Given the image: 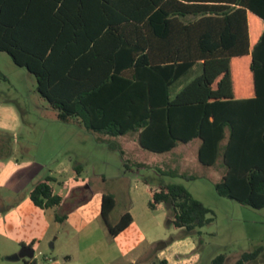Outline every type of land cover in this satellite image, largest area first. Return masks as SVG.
Here are the masks:
<instances>
[{"label":"trees","instance_id":"obj_1","mask_svg":"<svg viewBox=\"0 0 264 264\" xmlns=\"http://www.w3.org/2000/svg\"><path fill=\"white\" fill-rule=\"evenodd\" d=\"M0 52L34 77L59 121L109 137L136 133L138 145L157 154L199 140L198 162L224 168L217 194L264 208V0H0ZM197 64L201 73L172 96ZM53 183L47 176L30 190L34 206L61 203ZM149 196L151 210L172 209L176 230L212 222L181 185ZM114 205L111 194L101 196L113 238L132 223L124 213L110 225Z\"/></svg>","mask_w":264,"mask_h":264},{"label":"rangeland","instance_id":"obj_2","mask_svg":"<svg viewBox=\"0 0 264 264\" xmlns=\"http://www.w3.org/2000/svg\"><path fill=\"white\" fill-rule=\"evenodd\" d=\"M0 73L7 79H0V264H211L220 254L225 264H235L258 248L256 261L246 264H264V208L217 194L224 168L198 162L199 140L149 152L136 133L109 137L59 121L36 92L34 77L4 52ZM200 73L197 64L172 96ZM47 176L62 201L40 210L28 195ZM170 184L210 209L212 222L187 234L171 225V208L151 210L149 192ZM103 194L115 201L106 217L110 225L124 213L133 220L114 238L100 213Z\"/></svg>","mask_w":264,"mask_h":264},{"label":"crops","instance_id":"obj_3","mask_svg":"<svg viewBox=\"0 0 264 264\" xmlns=\"http://www.w3.org/2000/svg\"><path fill=\"white\" fill-rule=\"evenodd\" d=\"M70 122H72V121H70ZM75 122V121H74ZM199 146H200V141H199V143H198V145H197V151H198V148H199ZM63 188L65 187V185L64 186H62ZM61 195V194H60ZM29 197V196H28ZM62 197V196H61ZM29 201H30V199H29ZM31 202V201H30ZM101 202V201H100ZM31 204H32V202H31ZM33 205V204H32ZM34 206V205H33ZM34 207H36V206H34ZM37 208V207H36ZM39 209V208H38ZM41 210V209H40ZM133 221V220H132ZM131 225V224H130ZM128 228H129V226H128ZM127 228V229H128ZM126 229V230H127ZM126 230H124V231H126ZM123 231V232H124ZM120 235V234H119ZM32 243H35V240H33L32 241ZM194 247L193 246H191V244H190V247H188V250L187 251H193L194 249H193Z\"/></svg>","mask_w":264,"mask_h":264},{"label":"water","instance_id":"obj_4","mask_svg":"<svg viewBox=\"0 0 264 264\" xmlns=\"http://www.w3.org/2000/svg\"><path fill=\"white\" fill-rule=\"evenodd\" d=\"M10 260H17V257H11Z\"/></svg>","mask_w":264,"mask_h":264}]
</instances>
